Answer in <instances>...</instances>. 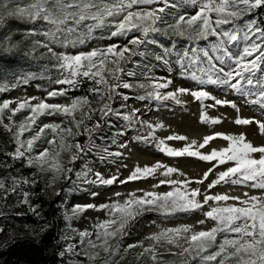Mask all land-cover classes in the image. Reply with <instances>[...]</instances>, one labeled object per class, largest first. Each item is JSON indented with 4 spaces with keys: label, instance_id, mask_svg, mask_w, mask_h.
I'll use <instances>...</instances> for the list:
<instances>
[{
    "label": "snow or ice",
    "instance_id": "6c2138e0",
    "mask_svg": "<svg viewBox=\"0 0 264 264\" xmlns=\"http://www.w3.org/2000/svg\"><path fill=\"white\" fill-rule=\"evenodd\" d=\"M160 4L163 6L152 7ZM182 5H192L197 10L193 15L177 12L174 20L170 23L167 17L171 13L167 10L179 9ZM261 8H264V0H32L28 6L18 7L8 15L26 17L33 23L43 21L47 25L46 30L41 33L46 41L43 43V47L56 57V67L61 71L63 77L53 81L57 85H70L75 88L80 83L79 78L84 77L94 80L97 84L107 86L110 92H115L121 87L132 88L134 85L130 82L109 85L104 75L105 69L111 77L119 81L120 73L129 77L137 75L135 71L124 68L122 62L137 64L138 61H133L132 57L154 56L155 60L162 61L165 65L170 63L180 65L184 74L200 85L226 86L243 97L252 98L250 99L252 104L264 108V21L252 17V13ZM245 16L252 18L244 20ZM238 20L242 23L237 24ZM97 29H108V39L128 37L129 33L133 32L138 35L131 36L124 45L113 43L104 48H93L90 51H81L76 54L56 52L50 46L58 45L65 49L76 48L91 39ZM169 31L191 41L194 46L181 51L173 43L172 47L164 48L162 54L150 52L146 47H142L156 43L151 38L152 34L167 35ZM209 38H214V40L207 46H200V41H209ZM109 64L113 67L108 68ZM148 67L145 65L146 70ZM141 75L147 76V71L142 72ZM149 79L154 80L152 77ZM170 83L171 81L167 80L154 82L152 84L154 91L149 95H154L156 99H173L177 103H180L178 94L187 93L197 101L212 98L210 93L203 88L192 90L181 87L177 91L162 94L159 90L168 88ZM145 86L143 83L139 84V87ZM5 90L0 88V91ZM91 91L99 92V89L93 88ZM66 92L67 89H53L47 93V96H62ZM30 99H35V97ZM111 99L112 96L109 95L108 100ZM12 103V101L5 100L0 104V122H2V115L6 109L12 115L26 107L31 110V115L26 118V122L21 123L14 133L18 145L14 154L16 158L24 157L26 152L31 153L35 142L44 134L45 129H51L59 134L61 150L75 147L78 153H84L86 150L91 151L92 144H89L87 148L82 147L78 142L74 145L67 144L64 134L71 136L72 129L61 128L59 124H45L26 141L20 139L25 131L32 130V125H35L38 116L45 114L73 116L77 110L89 104L87 97L73 99L70 105L49 104L43 100L32 105L30 100H24L15 102L17 107L10 108ZM214 103L215 105H231L236 108V104L232 101L216 99ZM100 113L102 119L109 114H116L109 103L103 105ZM88 118L91 119V116L89 115ZM124 119L130 120L131 116L126 115ZM9 120H11V116ZM73 122L79 128L83 119L75 121L73 116ZM211 122L219 123L218 120ZM253 122H256L259 128L264 131V121L239 117L235 120L237 125H250ZM5 127L9 131L12 130L9 125H5ZM94 128H100L99 121L96 122ZM84 131L91 134L93 128L86 126ZM216 138H222L230 143L227 147L219 150L213 149L208 154L193 150L195 142L181 149H175L167 146L163 139L158 140L159 150L170 157L188 156L216 163L213 165V169L205 172L200 180L166 179L160 180L159 184L154 185V187L170 185L172 186L170 191L162 193L147 191L139 197L135 193H129V198L123 203L115 201L100 205L99 208L106 210L108 219L95 225V237L99 243L88 240L89 246L93 249H102L104 253L111 255L114 249L109 241L118 235L122 236L128 222L137 215L146 211H156L162 215L171 216L178 212L200 210L205 205H209V210L204 212V216L206 220L214 222L215 226L211 229L191 232L189 226L183 225L178 228L164 229L154 235L152 239L180 246L178 241L183 238L187 246H180L182 250L177 253L180 256L186 254L191 256L195 253V256H199L203 261H216L219 257L218 264H225L226 260L232 258L236 259L237 264H264V195L248 196L245 193L247 198L241 199L239 196L227 194L209 195L207 192L202 193L200 188L190 189L188 187L191 183L203 184L217 165H227L231 162L232 166L219 172L217 178L208 184V189L214 188L222 182H230L233 185L244 184L254 189L264 190V146H253L251 142L246 141L243 134L214 133L205 137L203 143L199 144V148H204ZM139 139L148 141L156 139V137L153 132H150L148 136L139 137ZM167 139L185 140L186 137L177 135L169 136ZM47 143L56 144V137L54 136ZM121 146L123 147V145ZM256 153L260 154L258 158L254 155ZM59 154V151L53 152L45 148L36 156H28L27 159L29 165L34 163L41 167L47 165L56 172H61L64 169L58 160ZM105 155L120 156L122 153H112L104 149L101 159L105 158ZM71 159L75 161L77 156L73 155ZM159 168H165L162 173L164 176H169L177 171L175 168L157 163L151 167H136L126 180H119L118 177L104 178L99 172L94 173L95 179L88 180V176L92 172L90 168L77 173V176L83 177L84 182L90 184L112 185L116 182L123 184L153 175ZM67 171L71 172L72 169H67ZM0 188H4L3 183H0ZM92 195L96 196L98 193L93 192ZM24 196L22 202L28 203L27 193ZM201 196L202 200L198 199ZM229 200L236 201L237 204L225 203L221 206L220 202ZM209 202L213 203L210 205ZM96 207L94 204L76 205L72 211L75 215L87 208ZM198 223L204 224L205 220H200ZM188 233L190 235H185ZM221 233L224 236L217 245V236ZM91 235L93 233H80L82 241ZM214 245H217L216 251L202 255ZM73 247L69 245L67 251H72ZM131 247L135 246L129 245V248ZM146 251L153 250L146 249ZM88 255L90 259L99 258V252ZM152 258L155 260L154 251ZM100 264H109L108 257L102 259Z\"/></svg>",
    "mask_w": 264,
    "mask_h": 264
},
{
    "label": "rangeland",
    "instance_id": "374dc122",
    "mask_svg": "<svg viewBox=\"0 0 264 264\" xmlns=\"http://www.w3.org/2000/svg\"><path fill=\"white\" fill-rule=\"evenodd\" d=\"M32 0L21 2L16 6L26 7ZM163 5H153L152 7H162ZM15 8V9H16ZM11 10L10 12L14 11ZM171 10V20L173 21L176 13L186 15H193L197 10L192 5H182L179 9ZM246 16L244 20H247ZM1 22V19H0ZM42 25L37 27L36 32L43 38L42 42H46L44 36L41 34L46 30L47 25L41 21ZM237 24L242 21H237ZM229 27V26H225ZM108 29H97L94 31L92 38L89 39L84 45H78L76 48L65 49L58 45L53 46L56 52H68L76 54L81 51H90L93 48H104L109 44L124 45L128 39L138 33H129L128 37H113L108 39ZM159 33L152 34L151 38L156 42L159 39ZM214 38H209V41H200V46H207ZM172 42L171 46L172 47ZM144 45L142 47H146ZM194 46L193 43L187 44L184 49ZM182 49V50H184ZM181 50V51H182ZM164 49H162V54ZM46 52H48L46 48ZM51 64L43 65L33 71H11L6 74L0 75V88L6 89L0 91V104L8 100L13 103L10 108L17 107L15 102L30 100L32 105L43 100L49 104H62L70 105L73 99L87 97L89 100L88 105H84L81 109L77 110L73 116L75 121L83 119V123L79 128L73 122V116H65L61 114L53 115H40L38 116L35 125H32L31 131H25L23 136L20 137L22 141H26L31 136L39 131L40 127L45 124H59L61 128H71L72 135H65V142L74 145L79 143L82 147L87 148L89 144L93 147L91 151L86 150L84 153H78L75 147L66 148L61 150L59 148L60 136L58 133L53 132L51 129H45L44 134L34 144L31 153L26 152L24 157L28 160V156H36L45 148L51 151H59L58 160L62 165L64 171L56 172L49 168L47 165L41 167L37 164L29 165L31 169L29 173L24 174V182L31 190L38 189V194L53 198L59 193L63 187V193L58 200V213L61 216L64 231V252L74 260L90 262L91 264H100V261L108 257L109 264H218L219 257L216 261H203L195 253L185 256H180L179 253L182 247H186L183 238L177 244H168L166 241H156L152 237L164 229L178 228L187 225L191 228V232L209 230L215 226L211 220H206L204 212L209 210V205H205L203 209L189 212H178L175 215L165 216L156 211H146L141 215H137L134 219L130 220L124 229V234L118 235L116 238L111 239L109 243L113 246L111 255L104 253L102 249H93L89 246L88 240L96 243L95 225L100 221L108 219L106 210L99 208L102 204H110L115 201L123 203L124 200L129 198V193H135L137 197L142 196L144 192L156 191L166 192L170 191L172 186L159 184L160 180L173 179V180H189L196 181L203 178L204 173L209 169H213L216 162H205L195 157H170L166 153L159 150L158 140L163 139L165 144L175 149H181L193 142V150H198L203 154H208L213 149H223L228 146L230 142L222 138H216L209 142L204 148H199V144L203 143L205 137L213 135L214 133H222L228 135L243 134L247 142H251L253 146H264V131H262L256 122L250 125H237L235 120L239 118L254 119V121H264V108L259 105L252 104L250 99L240 95L226 86L203 84L200 85L196 81H192L187 75L184 74L180 65L170 63L165 65L162 61L147 72L148 92L141 94L132 88H118L115 92H110L108 87L103 84H97L94 80L80 77V83L77 87L73 88L70 85H57L53 81L61 79V71L56 67V57L49 53ZM141 57H132L133 61H139ZM215 63H218L214 61ZM122 66L126 69L135 71L136 64L130 62H122ZM113 67L109 64L108 68ZM104 75L108 80V84H116L119 82H129L132 77L126 76L123 73L119 74L120 80L117 81L108 74L107 69ZM154 78V80L149 79ZM98 79V78H97ZM26 80V82H24ZM171 81L168 88L160 89L162 94L170 91H177L179 88H189L196 90L203 88L210 93L212 98L197 101L191 95L178 94L180 103L173 99H156L154 95L150 96L149 93L153 92L152 84L154 82ZM90 83V85H88ZM86 87L90 88L89 94L76 95L75 92H84ZM99 89V92H93L91 89ZM53 89H67L65 95L48 97L47 93ZM111 95L112 99L109 101L108 96ZM103 96V99H101ZM35 97V99H30ZM227 100L236 104V108L231 105H215L214 101ZM105 103H109L111 108L116 114H109L102 119L100 109ZM87 114V115H86ZM31 115L30 108L22 109L15 115L9 110H4L2 115V122L4 125H9L15 146L18 147L14 133L17 131L21 123L26 122V118ZM91 116V119L88 116ZM130 115L131 119L126 120L124 116ZM11 116V120L9 117ZM206 117V119H205ZM212 120H218L219 123H212ZM100 122V128H94L96 122ZM93 128L91 134L85 132V127ZM151 126V127H149ZM150 132L154 133L156 139H149L144 141L139 137L148 136ZM79 133V134H77ZM184 136L185 140H168L169 136ZM56 137L57 143L50 145L48 140ZM123 145V147L121 146ZM104 149L108 152H120V156H106ZM23 151V149H22ZM76 155L77 159L72 161V156ZM257 158L259 153L254 154ZM14 158L15 155H13ZM20 158V159H21ZM28 162V161H27ZM157 163L166 167L177 169L176 172L169 176H164L162 173L165 168H159L155 174L146 178H139L127 183L116 182L112 185H100L85 183L83 177H78L80 173L86 168H90L92 172L88 176V180L95 179L94 173L99 172L104 178L118 177L119 180H126L134 171L136 167L143 168L145 166H155ZM82 165L80 170L74 171V167ZM232 166L230 162L227 165H217L213 172L204 180L203 184L191 183L188 187L200 188L201 192H207L209 195L227 194L229 196H239L241 199H246L245 193L248 196H262L264 190L254 189L247 185H233L230 182L221 183L214 188L208 189V184L217 178V174L224 171L227 167ZM67 169H72L68 172ZM67 183V184H66ZM96 192L98 195L93 196L92 193ZM119 194V195H117ZM202 196L198 199L202 200ZM213 202H209L211 205ZM237 204L236 201L229 200L227 202H220L221 206L224 204ZM94 204L96 208H87L82 212L73 214V208L76 205ZM239 206V205H237ZM200 220H205L204 224L198 223ZM89 232L93 233L90 237H85L82 241L80 233ZM190 235V233L185 234ZM224 234H218L217 245L222 241ZM69 245L74 246L72 251H67ZM129 245L135 247L129 248ZM217 245L209 248L208 255L217 250ZM152 249L155 254V260L152 258L153 251H146ZM99 252L98 259H90L89 253ZM195 256V258H193ZM225 264H237L235 258L228 259Z\"/></svg>",
    "mask_w": 264,
    "mask_h": 264
},
{
    "label": "trees",
    "instance_id": "16d2710c",
    "mask_svg": "<svg viewBox=\"0 0 264 264\" xmlns=\"http://www.w3.org/2000/svg\"><path fill=\"white\" fill-rule=\"evenodd\" d=\"M27 1L0 0V75L11 71H33L51 64L49 53L43 47V38L36 32L41 21L33 23L26 17L8 15L19 3ZM168 12L172 13L171 10ZM172 16L167 17L170 23ZM252 17L264 21V8L257 9ZM159 35L155 44L146 46L150 52L160 54L162 49L171 46V42L179 50L192 43L171 31ZM158 64L154 56L141 57L135 68L137 75L129 81L134 85L132 89L147 93V76L141 73L149 72ZM145 65L149 66L147 70ZM140 83L146 86L139 87ZM89 90L86 87L84 92L75 93L85 96ZM15 145L12 134L0 122V183L4 184V188H0V264H91L71 259L64 252V223L57 207L63 187L51 199L38 194V189H29L24 174L31 169L28 160L13 157ZM81 166L76 164L74 171L78 172ZM25 193L28 203L22 202Z\"/></svg>",
    "mask_w": 264,
    "mask_h": 264
}]
</instances>
